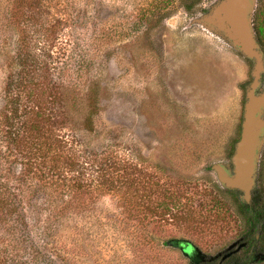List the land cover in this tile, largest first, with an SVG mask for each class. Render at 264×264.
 I'll list each match as a JSON object with an SVG mask.
<instances>
[{
    "label": "rangeland",
    "instance_id": "1",
    "mask_svg": "<svg viewBox=\"0 0 264 264\" xmlns=\"http://www.w3.org/2000/svg\"><path fill=\"white\" fill-rule=\"evenodd\" d=\"M185 1L0 0V118L21 50L24 111L76 163L23 173L2 121L0 264H190L168 239L214 254L243 233L210 165L232 153L250 66L189 22L210 0Z\"/></svg>",
    "mask_w": 264,
    "mask_h": 264
},
{
    "label": "water",
    "instance_id": "2",
    "mask_svg": "<svg viewBox=\"0 0 264 264\" xmlns=\"http://www.w3.org/2000/svg\"><path fill=\"white\" fill-rule=\"evenodd\" d=\"M255 0H213L208 11L195 19L207 32L221 37L227 46L251 60L252 80L245 88L238 138L228 163L210 167L222 188L235 190L239 199L248 203L255 186L260 150L264 143V90L256 92L264 55L252 27ZM186 247L187 242H181ZM192 246L185 251L191 253ZM190 252V253H189Z\"/></svg>",
    "mask_w": 264,
    "mask_h": 264
},
{
    "label": "trees",
    "instance_id": "3",
    "mask_svg": "<svg viewBox=\"0 0 264 264\" xmlns=\"http://www.w3.org/2000/svg\"><path fill=\"white\" fill-rule=\"evenodd\" d=\"M196 2H198V0H186L185 3H181L182 8L186 11H191ZM169 12L170 11L166 9L163 13H161V17L169 16ZM260 15L261 11L255 10L253 16L254 31L258 42L261 43L264 48V28L262 26V21L259 19ZM16 55L17 56L14 57L16 60L14 61L19 62V68L16 70V74L13 72L12 74L6 76V80H4L2 84V87L6 89V92L11 94L7 96L4 95L5 100L2 103V119L0 118V124H2V121L5 120L4 125H6L8 121V125L5 126L7 131L4 136V143L8 145L10 149L14 148V145L17 144V135L20 133L18 138L21 140L20 144L23 146V153L26 158H24L23 162L19 161L21 163L20 166L22 167L21 170L23 173L26 172L31 174V172H34L36 176H40V174L45 175L43 177L40 176L42 179H49L50 176H55L57 178L62 177L60 172L61 170L57 173L53 172H55V168H58L57 163L61 160L62 155L66 153L67 142L60 140L59 134L52 133L49 131V128L44 129L35 119H31L32 109H29L27 112L24 111L26 105H22L21 103L28 95L22 97L21 91L24 89L22 86V80H24V76L27 75V73L22 71L23 69L20 65V61L27 60L28 55L25 52L22 53L21 50H19V53L17 52ZM36 114L37 113L34 112V116ZM23 116L31 120L27 122L25 129L24 127L20 128L23 124H21L19 129H17L16 120L23 118ZM80 154L84 155L85 152H80ZM65 158L67 161H60L66 163L63 169L71 170L70 167L75 166L76 163L75 161L71 162L67 156ZM63 180L65 181V179ZM69 181H72V179ZM221 190L225 194L229 195L237 212L245 220V225L253 226L259 219L264 220V197L262 196L264 191L261 190L257 184L252 191L249 203H244L239 200L237 197L238 193L236 191L224 188Z\"/></svg>",
    "mask_w": 264,
    "mask_h": 264
},
{
    "label": "flooded vegetation",
    "instance_id": "4",
    "mask_svg": "<svg viewBox=\"0 0 264 264\" xmlns=\"http://www.w3.org/2000/svg\"><path fill=\"white\" fill-rule=\"evenodd\" d=\"M212 1L213 0H210L209 3L207 5H205L204 8H202V10H200L195 16H193L190 19L189 22L191 24L197 25L201 29L205 30L201 25H199L198 23L195 22V19L200 17V15H202L208 11ZM255 2H256V0H255ZM255 6H256V4H255ZM254 12L255 11L253 10V13H252L253 30H254V23H253ZM209 34L213 35L211 33H209ZM254 34H255V31H254ZM215 37L218 38L221 42H223L226 45V43L224 42V40L220 36L219 37L215 36ZM255 39H256V42H257L260 50L262 51V54L264 55V48H263L262 44L258 42L256 35H255ZM232 50H234V49H232ZM235 52L238 55H240L237 51H235ZM242 58H244L249 63V66H250L249 67V78L250 79L246 83L244 90H243V100H244L245 88L248 86V84L252 80V78L250 76V70H251L252 64H251V60H249L245 57H242ZM261 90H264V69L260 73L256 92H259ZM263 146H264V143L261 147L260 154H261ZM259 158H260V156H259ZM228 160H229V158L225 162L218 161V163L226 164V163H228ZM215 163H217V162H215ZM257 166H258V164H257ZM210 169H211V167H210ZM256 175H257V170H256ZM219 186H220V184H219ZM255 187H256V180H255L254 188ZM254 188L251 190V195H252V191L254 190ZM224 189H226V188H224ZM233 191H235V190H233ZM236 192L238 193V191H236ZM237 197L239 198V193L237 194ZM250 199H251V196H250ZM249 202H250V200H249ZM244 222H245V220H244ZM181 242H185V243L187 242V246L184 248L181 247L180 246ZM166 244L169 246L177 247L180 250V252L182 253V255L188 259L190 264H256V262H260L264 259V220L259 219L257 222L254 223L253 226L245 225V230L243 231V233L240 236H238L235 240L231 241L224 248L216 251L214 254L203 253L196 246H194L192 243H190L189 241H187L185 239L171 238V239H168L166 241ZM190 245L192 246L193 249L191 250V253L189 252L190 254L188 255L185 251L189 248Z\"/></svg>",
    "mask_w": 264,
    "mask_h": 264
}]
</instances>
